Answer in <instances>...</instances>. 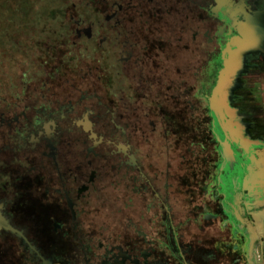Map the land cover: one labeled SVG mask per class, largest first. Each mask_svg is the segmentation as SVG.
Listing matches in <instances>:
<instances>
[{"label":"flooded vegetation","instance_id":"af4514ba","mask_svg":"<svg viewBox=\"0 0 264 264\" xmlns=\"http://www.w3.org/2000/svg\"><path fill=\"white\" fill-rule=\"evenodd\" d=\"M262 14L264 0H0V264H89L84 214L108 188L154 186L155 115L212 87ZM120 84L162 103L125 106ZM119 250L100 263L131 264Z\"/></svg>","mask_w":264,"mask_h":264},{"label":"rangeland","instance_id":"374dc122","mask_svg":"<svg viewBox=\"0 0 264 264\" xmlns=\"http://www.w3.org/2000/svg\"><path fill=\"white\" fill-rule=\"evenodd\" d=\"M254 21L234 39L237 50L225 52L234 68L221 100L212 102L225 66H214L212 94L209 84L193 86L194 98L184 94L179 113L166 106L165 115H155L150 137L163 143H150L154 186L142 189L139 182L131 194L130 185L118 184L114 196L108 188L98 210L84 214L92 225L76 235L91 239L85 249L89 264L126 247L131 264H264V14ZM119 86L125 106L152 110L162 103L151 86L144 97L133 98L132 89ZM178 122L180 130L172 126ZM98 235L105 251H96L100 244L92 240Z\"/></svg>","mask_w":264,"mask_h":264},{"label":"water","instance_id":"95a60500","mask_svg":"<svg viewBox=\"0 0 264 264\" xmlns=\"http://www.w3.org/2000/svg\"><path fill=\"white\" fill-rule=\"evenodd\" d=\"M239 54V53H238ZM234 63L232 64V67L230 63H226L225 64V68L222 72H220L219 74V77H218V81H217V84H216V87L214 89V92H213V99H212V102L213 100L220 96L219 99L221 100L222 98V95H223V89H224V85H225V81H226V77L229 75V73L233 70L234 68ZM215 102V101H214Z\"/></svg>","mask_w":264,"mask_h":264}]
</instances>
